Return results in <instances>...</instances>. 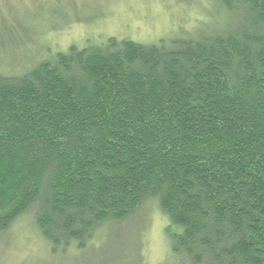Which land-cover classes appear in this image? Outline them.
Here are the masks:
<instances>
[{
  "label": "trees",
  "instance_id": "1",
  "mask_svg": "<svg viewBox=\"0 0 264 264\" xmlns=\"http://www.w3.org/2000/svg\"><path fill=\"white\" fill-rule=\"evenodd\" d=\"M212 2L218 30L0 72L1 233L83 250L154 201L178 264H264V0Z\"/></svg>",
  "mask_w": 264,
  "mask_h": 264
},
{
  "label": "rangeland",
  "instance_id": "2",
  "mask_svg": "<svg viewBox=\"0 0 264 264\" xmlns=\"http://www.w3.org/2000/svg\"><path fill=\"white\" fill-rule=\"evenodd\" d=\"M221 21L212 0H0V72L21 75L71 46L84 49L113 37L151 45L192 37L199 28L218 30ZM132 220L98 234L86 249L54 253L30 211L0 232V264H178L156 202ZM127 252V262L119 261Z\"/></svg>",
  "mask_w": 264,
  "mask_h": 264
}]
</instances>
